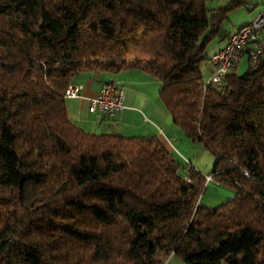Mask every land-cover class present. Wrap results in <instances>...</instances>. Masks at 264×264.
Masks as SVG:
<instances>
[{
  "label": "trees",
  "instance_id": "16d2710c",
  "mask_svg": "<svg viewBox=\"0 0 264 264\" xmlns=\"http://www.w3.org/2000/svg\"><path fill=\"white\" fill-rule=\"evenodd\" d=\"M211 3V4H209ZM245 0H0V264H264V47L202 86L206 45ZM139 69L232 196L155 136L85 131L64 90L84 72Z\"/></svg>",
  "mask_w": 264,
  "mask_h": 264
},
{
  "label": "crops",
  "instance_id": "0c3cea01",
  "mask_svg": "<svg viewBox=\"0 0 264 264\" xmlns=\"http://www.w3.org/2000/svg\"><path fill=\"white\" fill-rule=\"evenodd\" d=\"M259 36L264 47V29L260 31ZM226 37L219 38L222 41L221 45L211 48L210 56L224 46ZM203 68L209 75L213 66L207 63ZM105 83L116 84L123 92L121 108L111 119L100 116L89 108L91 99ZM70 84L78 86L79 90L75 96L65 98L66 115L81 129L94 133L118 132L125 137L153 135L171 155L175 156L179 153L178 145L182 143L183 135L172 123L168 112L158 99L159 82L149 74L139 69H126L115 74L98 71L84 72L75 75ZM161 264L185 263L174 253H169L162 258Z\"/></svg>",
  "mask_w": 264,
  "mask_h": 264
},
{
  "label": "built area",
  "instance_id": "2783aa9c",
  "mask_svg": "<svg viewBox=\"0 0 264 264\" xmlns=\"http://www.w3.org/2000/svg\"><path fill=\"white\" fill-rule=\"evenodd\" d=\"M262 29L264 6L249 22L231 31L224 46L210 56L209 63L213 69L202 86L218 87L223 76L238 64L243 54L246 55L247 66L255 67L263 50V42L259 36ZM78 90V86L68 84L64 90V98L75 96ZM122 99L123 92L119 86L105 83L91 99L89 108L98 115L111 119L121 108Z\"/></svg>",
  "mask_w": 264,
  "mask_h": 264
},
{
  "label": "rangeland",
  "instance_id": "374dc122",
  "mask_svg": "<svg viewBox=\"0 0 264 264\" xmlns=\"http://www.w3.org/2000/svg\"><path fill=\"white\" fill-rule=\"evenodd\" d=\"M263 6L264 0H245L244 5L233 9L227 14L226 19L222 23L221 33H230L233 28H236L237 26L252 19L254 14L260 11ZM221 42L222 41L219 40V37L214 38L206 45L202 53L203 56L208 58L206 60L201 61L199 64V71L202 82L206 81L208 77V73L207 71L203 70V67L207 65V63L209 64V58L212 52L211 48H215V46H220ZM246 68V55L243 54L240 58L238 65L236 66L235 72L237 74H240L244 72ZM181 137L182 143H180L179 145L177 144L179 148V153H176V155L173 156L179 163V173L185 176L186 173L184 168L189 165L206 177V175L210 172L213 163V156L207 149H205V147L201 143H193L188 138L184 136ZM205 179L206 180L202 188L200 189L197 199L200 205L214 207L223 202L225 199L232 196L233 190L229 186L223 184H216L212 180L208 181L209 176H207Z\"/></svg>",
  "mask_w": 264,
  "mask_h": 264
}]
</instances>
